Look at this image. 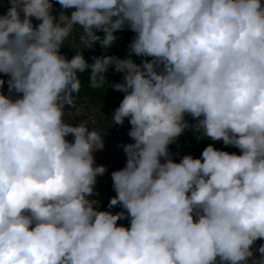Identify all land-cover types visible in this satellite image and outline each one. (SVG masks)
Segmentation results:
<instances>
[{
  "label": "clouds",
  "instance_id": "9594fccd",
  "mask_svg": "<svg viewBox=\"0 0 264 264\" xmlns=\"http://www.w3.org/2000/svg\"><path fill=\"white\" fill-rule=\"evenodd\" d=\"M9 3L0 264H264V243L254 248L264 240V0H56L58 15L52 0ZM76 26L83 49L107 50L126 28L135 35L126 58L89 63L81 50L61 52ZM113 66L122 81L108 85ZM88 70L92 88L124 94L111 120L131 125L125 166L111 173L108 208L124 209L115 214L91 199L107 171L94 156L105 134L64 119L79 112ZM189 128L240 154L210 143L176 162L169 145Z\"/></svg>",
  "mask_w": 264,
  "mask_h": 264
},
{
  "label": "trees",
  "instance_id": "16d2710c",
  "mask_svg": "<svg viewBox=\"0 0 264 264\" xmlns=\"http://www.w3.org/2000/svg\"><path fill=\"white\" fill-rule=\"evenodd\" d=\"M54 4V15H58L60 5L56 3V0H52ZM10 7L9 0H0V15L7 12ZM74 9L66 10L67 13ZM33 19V24L37 25L40 21ZM80 28V27H79ZM76 32L80 30L76 29ZM122 36L119 37L116 43L107 50L103 49L97 42L92 48L83 49L84 45L79 39V34L75 33L69 37V40L61 48V52L66 55L67 58L71 59L76 51H82L84 58L92 63L93 56L101 55H117V52H123L122 55L127 56V47L133 39L135 33L128 30L127 28L121 31ZM97 35L103 37L102 32H98ZM116 51V52H115ZM136 63H141L143 59L151 60V57H137L133 55L131 57ZM121 73L114 71V66L110 68L107 75V83H118L122 81ZM81 79V90L76 95V106L79 109L77 113L75 109H66L65 121L70 124H79L81 122H87L90 129H95L101 135H104L105 147L102 151L94 153L95 162L97 165H104L107 171L104 175L97 177L96 183V195L91 199L99 201L98 210L111 211L113 214L116 212L124 211L120 205L114 206L109 209L108 204L110 199L116 195L112 187L111 173L115 170L122 169L126 163V154L123 151L122 145L132 143L133 141L128 135L131 125L128 120L125 119L123 125H115L111 120L112 112L119 106L120 101L123 99V93L115 91L111 86L104 85L100 88H92L90 79V70L79 74ZM0 79H4L5 84L2 86L0 91L3 94L8 95L7 80L8 76L0 73ZM15 95V94H14ZM185 120L192 126L195 121L191 116L186 115ZM213 144L215 148L222 150V142H212L203 136L202 133L196 132L194 129L189 128L180 135L177 140L169 145V150L174 151L176 157L174 160L179 162L180 158L184 155H192L194 158H200L201 153L205 147L209 144ZM119 225L125 227L129 226V219H122L117 222ZM261 241V240H258Z\"/></svg>",
  "mask_w": 264,
  "mask_h": 264
},
{
  "label": "rangeland",
  "instance_id": "374dc122",
  "mask_svg": "<svg viewBox=\"0 0 264 264\" xmlns=\"http://www.w3.org/2000/svg\"><path fill=\"white\" fill-rule=\"evenodd\" d=\"M68 14H70V12L68 13ZM76 29L77 30H80V31H82V29H80L79 28V26H76ZM75 33L77 34H79V32H76L75 31ZM74 34V33H73ZM115 35L118 37H121L122 36V33H121V31H118V32H116L115 33ZM111 49H112V47H110ZM85 50V49H84ZM116 52V51H115ZM119 55H122V53L123 52H117ZM124 54V53H123ZM8 93V92H7ZM14 95V94H13ZM68 139L69 140H71L72 139V137L71 136H69L68 137ZM222 150L223 151H228V152H230V153H232V152H236L237 154H240V152H239V149H237V148H234V147H232V146H225L223 143H222ZM171 153H172V155H173V159L176 157V154H175V152L174 151H170ZM119 225V224H118ZM262 243H264V240H261V241H256V243H255V245H254V248H258L259 247V245L260 244H262ZM256 256H259V253L258 252H255L254 253Z\"/></svg>",
  "mask_w": 264,
  "mask_h": 264
},
{
  "label": "built area",
  "instance_id": "2783aa9c",
  "mask_svg": "<svg viewBox=\"0 0 264 264\" xmlns=\"http://www.w3.org/2000/svg\"><path fill=\"white\" fill-rule=\"evenodd\" d=\"M115 56H117V57H119V58H126L127 56H125V55H119V54H117V55H115Z\"/></svg>",
  "mask_w": 264,
  "mask_h": 264
}]
</instances>
